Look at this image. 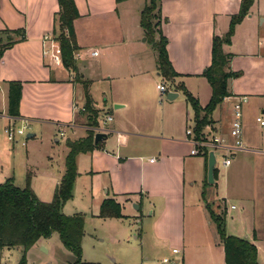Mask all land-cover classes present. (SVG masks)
<instances>
[{"label": "crops", "instance_id": "0c3cea01", "mask_svg": "<svg viewBox=\"0 0 264 264\" xmlns=\"http://www.w3.org/2000/svg\"><path fill=\"white\" fill-rule=\"evenodd\" d=\"M240 1L161 0L159 27L167 39V56L178 77L173 79L171 85L163 82L156 70L153 54L154 72L160 79L156 85L163 83L169 92L177 95L175 99L168 101V92L162 99L155 85L159 98L157 104L158 101L163 102L158 105L165 109L164 115H160V126L155 128L152 120L144 122L145 104L140 96L134 99L140 103L137 107H133L131 102L114 97L110 99V108L106 100L103 103L96 100L92 89L97 79L91 77L89 62L101 53L97 48L83 44L77 28L78 22L83 18L113 20V24L120 26L122 15L126 13L123 9L127 10V5L133 3L137 7L136 13L134 12L136 32L143 36L139 19L145 0H74L79 12V18L73 22L78 46L76 54L79 55L75 59L79 81L75 80L73 73L62 65H54L42 54L41 39L45 34H52L54 15L58 11L57 0H0V30H23L25 34L24 41L7 49L0 59V141L3 146L0 151V184L12 180L15 186L22 187L25 186L27 175H30L31 189L41 202L47 203L52 200L65 170L64 159L68 153L66 145L59 168L57 163L48 157L45 171H40V157L28 149V141L20 143L25 148V155L19 163L16 161L18 153L14 146L19 143V136H16L14 142H9L4 129L9 124L15 127L22 125L19 120L13 119L15 117L7 114V84L10 81H19L22 83V92L18 118L30 121V131L26 134L30 142L42 144L45 137L43 132L46 129H52L55 143H59L63 138L65 142L84 138L88 130L94 131L95 135L103 134V139L97 142V148L90 153L76 156L78 175L73 185L72 198L62 208L65 215L80 213L84 216L81 247L85 244L87 236H90L92 241H97L96 236L87 232L86 225L87 222L101 219L98 217L99 208L106 199H113L119 204L123 217L105 220L127 223V239L132 234L135 240L141 243L145 240L149 243L146 250L148 252L142 248L130 256L123 254L113 257L111 251H103L97 258L84 260L83 250V264H152L150 255L166 243H174L171 253L172 250H177V254H172L178 255L186 248L187 221L192 226L200 217L210 226H216L210 211L214 217L218 215L223 219L226 230L232 220L238 222L237 226H230L226 236L245 239L254 245L258 264H264V127L256 121L257 118L264 120V33L260 29L257 33L256 53L233 54L223 49L224 53L232 55L230 67L235 73L228 81L229 94L248 97L243 106V143L247 150L236 153L227 168H223L220 162L222 171L215 167L212 184L207 182L208 154L191 155L192 146L185 142V132L191 130L192 135L189 138L194 139H228L232 104L223 100L208 116L207 124L197 132L191 105L185 96L182 101H177L181 90L176 87L181 83L186 91L184 78L197 76L201 68H204V72L210 65L212 38L222 37L227 32L231 17L239 10ZM255 2L256 0L253 5ZM252 18L253 15L249 12L237 26ZM263 25L264 18L259 23V26ZM143 40L145 41L144 38ZM100 45L104 56H109L110 44L102 41ZM92 51H96L97 55L92 56ZM197 52L200 55L204 53L203 67L192 70L190 63H201V57L195 61L193 59ZM242 60L249 63L246 68L241 64L236 66L235 62ZM107 79L111 83L114 82L112 76ZM82 82L88 84L93 108L99 112L98 125L95 128L106 129L105 132H95L94 128L89 126L88 130H85L86 121L85 124L78 122L79 118H84L81 112L84 105ZM116 82L125 84L122 77L116 79ZM206 83L208 84L207 80ZM208 89L209 97L206 100H199L193 93L186 92L204 109L211 96L209 84ZM114 105H119V108L114 109ZM108 116L112 118L110 122H106ZM60 123H72L76 127L62 129L64 136L58 137ZM79 130L83 134L71 138ZM28 135L30 136L27 137ZM3 136L10 144L11 151L4 147ZM80 165H83V168ZM16 167L25 174V178H21L19 182L15 176ZM246 189L253 190L254 195L245 192ZM210 190L213 192L209 193ZM77 196L80 201L82 197L84 201L87 200V208H77ZM187 198H191V213H186ZM73 203L76 204L75 207L72 206ZM219 203L222 204L221 214L215 212L219 209ZM46 240L48 239L40 240L34 247L44 251L41 244ZM217 244L222 249L224 264L220 238ZM11 250L13 249L0 250V264H3L2 256L8 255ZM170 264L178 263L172 260Z\"/></svg>", "mask_w": 264, "mask_h": 264}, {"label": "rangeland", "instance_id": "374dc122", "mask_svg": "<svg viewBox=\"0 0 264 264\" xmlns=\"http://www.w3.org/2000/svg\"><path fill=\"white\" fill-rule=\"evenodd\" d=\"M127 7V10L125 8L123 9L126 13L122 15V23L120 26L113 24V20L100 21L99 18L91 20L83 18L77 24L80 40L83 42V44L97 48L101 53L99 57L92 58L89 62V71H91L92 75L91 77L97 79L92 90L96 100L99 103H103L104 100H106V104L109 108L111 107V97L118 98L125 102H131L133 107H137L140 105V103L134 99H138L140 96L143 103L145 104L144 122L152 120L154 122V127L157 128L160 126V115H164L165 109L163 110L162 107H159V105H162L163 102L158 101L159 105L157 104V99L159 100V98H157V94L155 92V85L160 81V79L156 75V72H154L153 54L155 55V53L152 48H150L151 46L147 43L144 34L143 36H140L138 35V32H136L134 12L136 13L137 7L133 3H129ZM249 12L253 15V18L247 22H244V24L235 27L230 44L224 45L222 47L224 51L233 54L245 52L247 54L256 53L257 33L259 29L262 31V33H264V25L259 26L260 20L264 18V0H256L254 5L249 9ZM0 38V44L5 43V36L0 35ZM102 41H107V43L110 44L109 56H104V50H102L100 47ZM199 57H201V63L193 62L192 64L188 62L190 63L192 70H199L200 66L203 67V57H205L204 53L200 55L197 52L194 55V61ZM205 60V63L208 64V60ZM235 64L236 66L237 64H241L243 68H246L249 65L247 60L236 61ZM203 70L204 68H201L200 73H198L197 76L184 78L186 91L193 93V95L199 100H206L209 97L208 84L206 83V78L203 75ZM108 76H112L114 82L111 83L107 79ZM121 77L122 81H125V84L121 82L119 84V82H116V79H121ZM162 81L168 83L164 80ZM168 85L171 84L168 83ZM180 86L183 87L181 83ZM183 97L184 94L181 92V96L177 101H182V99H184ZM164 103H166V100H164ZM141 105L144 106L143 104ZM1 109L2 108L0 105V111ZM84 121L85 120L83 117L78 119V122L80 123H84ZM167 125L168 123L166 121L165 126ZM19 127H21L20 124L16 125V128ZM84 129L88 130V126L85 125ZM27 133L19 136V143L15 144L14 146V150H16L18 153V158L16 161L19 163V161H21L22 157L25 155V148L20 143L22 141H28V149L32 150L36 156L40 157L38 159L40 171H45L46 163L49 160L48 157L52 159L53 162L57 163L58 168L61 167V156H63L66 152L64 144L65 138L61 139L59 143H55L52 138V129H46L45 132H43V135L45 136L43 143L39 144L38 142H30L29 139L26 138ZM82 134L83 132L79 130L74 136H71V138ZM2 140L5 144L4 147L11 151V146L5 141V136H3ZM0 144V151H2L1 147L3 148V146L1 141ZM81 164H83V161ZM80 166L83 168V165ZM216 167H219L218 169L220 172L222 171V168L220 169V153H217ZM15 176L17 178V182H19L21 178H25V174L19 171V167L15 168ZM23 186L24 185H22V187H16L23 188ZM208 192H213V190ZM245 192L252 196L254 195L253 190L246 189ZM81 199L82 200L80 201L79 196H77L75 198V201H77L75 203H77V205L75 203L71 205L74 207L76 205L77 208H87V200L84 201L83 197ZM185 209L186 213H191V210H193L191 198L186 199ZM215 212L220 214L222 213L221 203H219V209L215 210ZM194 223H192L191 226L190 222L187 221L185 230L186 248L183 252L178 255H173L171 253V247L174 246V243H166L165 245L158 247L154 254L150 255V261L153 262L152 264H164L162 261L164 258L169 260V264L172 260L177 261L178 264H223L222 249L220 245L218 246L217 244L219 237L217 235L216 226L213 224L210 226L209 224L205 223V220L203 221L200 219V217H198L197 223ZM237 225L238 222L232 220L227 225V230H230V226L234 227ZM86 230L89 234L96 236L97 241H92V238L87 236L85 244L83 247H81L82 255L83 250L85 252V257H83V259L85 258L84 260L97 258L99 253H103V251H111L113 255H110L113 257L114 255L120 256L123 254L125 256H130L136 250L143 248V250L146 251L149 248V243H147L145 240H143L142 243L139 240H135L132 234L128 236L127 239V235L129 234L128 224L119 220L99 219L90 221L87 222ZM224 230L226 233V226ZM99 240H102V242ZM41 245L46 250V252L36 247L30 249L26 253V264L73 263L74 258L72 254L62 245L56 233H54L52 237L44 241ZM19 251V249H13L8 255L4 254L2 256L1 263L17 264L20 259Z\"/></svg>", "mask_w": 264, "mask_h": 264}, {"label": "trees", "instance_id": "16d2710c", "mask_svg": "<svg viewBox=\"0 0 264 264\" xmlns=\"http://www.w3.org/2000/svg\"><path fill=\"white\" fill-rule=\"evenodd\" d=\"M122 0H117V2ZM161 0H145L140 12L139 25L147 43L155 53L156 70L162 80L172 84L178 77L173 70L166 51L167 39L162 34L159 24ZM254 0H241L237 14L230 19L227 32L222 36H213L211 43V61L203 75L211 89L208 104L202 109L182 86H177L184 94L194 112L195 130L198 132L207 124L208 116L219 106L225 97L229 96L228 81L234 77L231 71V54L223 52L222 47L229 45L235 27L248 15ZM58 11L54 15L52 35L58 43L63 68L74 74L79 81L77 64L74 54L78 51L73 22L79 18V12L74 0H57ZM5 36V43L0 44V59L4 52L14 44L24 41L23 30H0ZM1 42V38H0ZM83 86L84 105L82 115L87 126L95 128L98 125L99 112L93 108L88 91V84ZM22 83L10 81L7 84V114L19 116ZM203 114V115H202ZM94 131H86V136L75 141L67 140L65 145L68 153L64 159V174L56 187L50 202H41L30 187V175L26 177L23 188L16 187L12 180L0 184V250L19 249L20 259L17 264H26V253L37 245L40 240L49 239L56 233L62 245L72 254V264L82 263L81 242L84 236V216L80 213L65 215L62 212L64 204L72 198V189L78 175L76 156L92 152L98 147L94 143ZM217 234L223 245L224 264H258L257 250L245 239L226 236L224 221L219 216H213ZM98 217L101 219L122 218L121 208L113 199L104 200L99 208Z\"/></svg>", "mask_w": 264, "mask_h": 264}, {"label": "built area", "instance_id": "2783aa9c", "mask_svg": "<svg viewBox=\"0 0 264 264\" xmlns=\"http://www.w3.org/2000/svg\"><path fill=\"white\" fill-rule=\"evenodd\" d=\"M42 54L43 56H47L54 65H62L61 64V54L58 43L55 41L52 34H45L42 39ZM92 56H96L97 52L92 51L90 53ZM78 54H74V59L78 58ZM156 89L159 93L160 98L164 99L165 95L169 92L168 88L164 84L156 85ZM226 101H230L232 106V119L230 121V127L228 132V139L221 137H212L210 139H194L189 138L192 135L191 130H187L185 132L186 138L185 142L192 146L190 150V154L193 156L200 154H208L210 151H214L215 158L217 162V152H221L220 162L223 168H227L231 164V160L236 153L246 151L245 145L243 143V106L247 103L248 97L245 95H229L224 98ZM14 120H19L21 122V127L16 128L13 124H9L5 129L4 133L6 135V139L9 142H14L16 136H21L27 133L30 130L29 120L28 119H19L18 117L13 118ZM112 120L111 117L106 118V122H110ZM256 121L259 123L261 127H264V120L261 118H257ZM58 127L61 130L58 132L60 137L64 136V131L62 129L66 128H74L76 127L72 123H60ZM95 132H105L106 129H102L100 127L94 128ZM151 162L153 161L150 160ZM173 254H177V250H172ZM164 264H169V260L163 259Z\"/></svg>", "mask_w": 264, "mask_h": 264}, {"label": "water", "instance_id": "95a60500", "mask_svg": "<svg viewBox=\"0 0 264 264\" xmlns=\"http://www.w3.org/2000/svg\"><path fill=\"white\" fill-rule=\"evenodd\" d=\"M176 97H177V95L175 93L169 92L166 96V99L168 101H172ZM117 108H119V105H114V109H117ZM29 136L30 135H28L27 137H29ZM102 139H103V134L98 133L94 137V142L97 143V142L101 141ZM215 167H216L215 153H214V151H210L208 153V156H207V182L209 184L213 183V176H214ZM133 207H135L136 209L138 208L136 205H133Z\"/></svg>", "mask_w": 264, "mask_h": 264}]
</instances>
